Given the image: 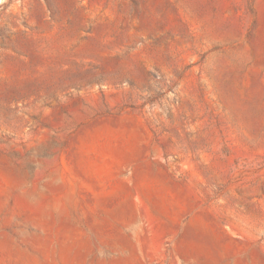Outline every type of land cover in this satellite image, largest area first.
<instances>
[{"label":"rangeland","instance_id":"1","mask_svg":"<svg viewBox=\"0 0 264 264\" xmlns=\"http://www.w3.org/2000/svg\"><path fill=\"white\" fill-rule=\"evenodd\" d=\"M0 264H264V0H0Z\"/></svg>","mask_w":264,"mask_h":264}]
</instances>
